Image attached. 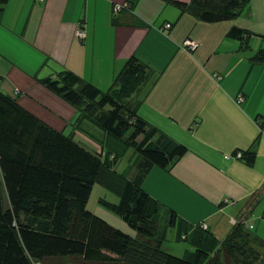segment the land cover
I'll use <instances>...</instances> for the list:
<instances>
[{
	"label": "crops",
	"instance_id": "1",
	"mask_svg": "<svg viewBox=\"0 0 264 264\" xmlns=\"http://www.w3.org/2000/svg\"><path fill=\"white\" fill-rule=\"evenodd\" d=\"M170 1L188 0H6L0 10V93L98 152L89 133L102 139L101 131L86 120L76 123L77 111L38 80L69 71L105 91L124 62L136 57L150 70L146 84L131 95L138 116L186 147L166 168L151 166L141 182L159 205L162 242L168 229L176 241L175 225L190 230L201 223L221 240L238 222L255 229L264 211L256 209L264 191V64L249 60L264 46V0H250L247 12L212 23ZM116 4L122 6L114 12ZM232 27L247 37L228 36ZM185 39L196 43L194 49L182 47ZM246 150L254 152L251 164L233 157ZM133 156L119 171L131 179L140 162ZM169 211L176 215L173 227L165 225Z\"/></svg>",
	"mask_w": 264,
	"mask_h": 264
},
{
	"label": "trees",
	"instance_id": "2",
	"mask_svg": "<svg viewBox=\"0 0 264 264\" xmlns=\"http://www.w3.org/2000/svg\"><path fill=\"white\" fill-rule=\"evenodd\" d=\"M249 1L170 2L212 23L247 12ZM5 2L0 0V10ZM247 34L235 27L227 32L238 40ZM249 60L264 64V46ZM149 75L147 65L131 56L105 91L69 71L38 80L77 111L76 123L86 120L101 131L102 139L89 133L100 147L98 152L84 149L71 135L53 130L0 93V264L64 260L76 264H230L251 256L264 259V241L250 232L253 226L248 221L236 223L221 240L200 224L190 230L175 225V239L192 249H185L182 256L162 249L159 205L142 190L141 182L151 166L166 168L186 147L138 116V102H132L131 95L146 84ZM130 148L140 158L132 179L125 171L114 170L121 153ZM253 158V151L240 152L239 159L246 164ZM94 182L114 188L118 202L101 203L135 231L134 237L86 210ZM263 213L257 219L264 220ZM175 220L169 211L165 225L173 227Z\"/></svg>",
	"mask_w": 264,
	"mask_h": 264
},
{
	"label": "rangeland",
	"instance_id": "3",
	"mask_svg": "<svg viewBox=\"0 0 264 264\" xmlns=\"http://www.w3.org/2000/svg\"><path fill=\"white\" fill-rule=\"evenodd\" d=\"M80 27L79 25L76 27ZM241 96V95H240ZM137 139H140L139 137ZM122 143V142H121ZM120 143V144H121ZM122 145V144H121ZM88 150L91 151L90 148ZM129 151V152H128ZM136 152L133 149H128L127 152H122L120 156V164L117 168L118 173L121 170V168H124L126 165L131 163L133 155ZM259 204H257L256 209L257 211L264 208V191L259 196ZM101 201H105L110 204H115L118 202V194L114 190V188H106L102 186L98 182H94L91 186L90 193L88 195L85 208L92 214L96 215L97 217L101 218L105 222H107L110 226L120 230L121 232L130 235L131 237H134L136 235L135 231L126 223L124 222L120 217H118L116 214H114L112 211L107 209ZM2 204L3 206H7V199L3 192L2 194ZM260 214V213H258ZM260 216V215H259ZM167 222V219H166ZM256 224L255 229L252 227L250 229V232L257 235L258 237L262 238L264 240V220L261 219H255V222L253 225ZM159 228L158 231L161 229V224L158 225ZM187 243L183 240H174L173 238V231L171 229L167 230L166 238L162 242V249H164L167 252H171V254H176L175 256H182V250L183 247H186ZM264 264V259L261 256H258L256 259H254L252 256L251 258H246V261L243 262L242 258L238 259V261L232 260L230 264ZM58 264H76L70 261H61Z\"/></svg>",
	"mask_w": 264,
	"mask_h": 264
},
{
	"label": "built area",
	"instance_id": "4",
	"mask_svg": "<svg viewBox=\"0 0 264 264\" xmlns=\"http://www.w3.org/2000/svg\"><path fill=\"white\" fill-rule=\"evenodd\" d=\"M38 1H40V0H38ZM122 5L121 4H116V5H114V7H113V11L114 12H116V11H118L119 10V8L121 7ZM169 26V24L168 23H165V24H163V27L164 28H167ZM75 36L78 38V39H83L84 38V31H83V29L81 28V27H78V28H76L75 29ZM182 47L184 48V49H187V50H192V49H194V47L196 46V43L194 42V41H192V40H190V39H185V40H183L182 41ZM236 102H241L242 101V97L240 96V95H237L236 96ZM225 157H227V156H225ZM233 157H237V158H239L240 157V152H236L234 155H233ZM263 216H264V213H263ZM247 224V223H246ZM249 224V223H248ZM200 227L201 228H203V229H205L206 227H205V224H200Z\"/></svg>",
	"mask_w": 264,
	"mask_h": 264
}]
</instances>
